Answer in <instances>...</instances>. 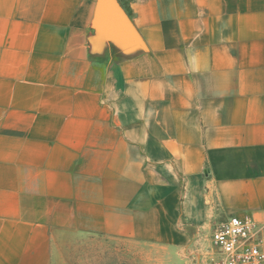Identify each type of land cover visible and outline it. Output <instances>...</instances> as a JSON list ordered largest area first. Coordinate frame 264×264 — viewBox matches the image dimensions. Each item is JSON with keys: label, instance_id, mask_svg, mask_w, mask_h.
<instances>
[{"label": "crops", "instance_id": "0c3cea01", "mask_svg": "<svg viewBox=\"0 0 264 264\" xmlns=\"http://www.w3.org/2000/svg\"><path fill=\"white\" fill-rule=\"evenodd\" d=\"M232 215L264 224V0H0V264H144Z\"/></svg>", "mask_w": 264, "mask_h": 264}, {"label": "built area", "instance_id": "2783aa9c", "mask_svg": "<svg viewBox=\"0 0 264 264\" xmlns=\"http://www.w3.org/2000/svg\"><path fill=\"white\" fill-rule=\"evenodd\" d=\"M216 255L208 264H264V224L251 216L232 215L212 232Z\"/></svg>", "mask_w": 264, "mask_h": 264}, {"label": "rangeland", "instance_id": "374dc122", "mask_svg": "<svg viewBox=\"0 0 264 264\" xmlns=\"http://www.w3.org/2000/svg\"><path fill=\"white\" fill-rule=\"evenodd\" d=\"M216 252L209 228L199 237L197 246L190 249L189 252L181 255L176 254L174 257L159 254L157 257H148L144 260V264H208Z\"/></svg>", "mask_w": 264, "mask_h": 264}]
</instances>
